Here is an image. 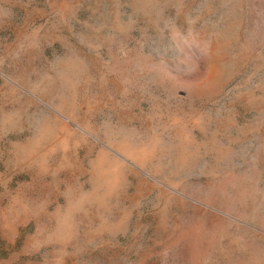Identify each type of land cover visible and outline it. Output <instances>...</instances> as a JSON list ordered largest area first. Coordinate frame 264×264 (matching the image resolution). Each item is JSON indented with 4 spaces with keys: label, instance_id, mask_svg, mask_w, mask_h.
<instances>
[{
    "label": "rangeland",
    "instance_id": "rangeland-1",
    "mask_svg": "<svg viewBox=\"0 0 264 264\" xmlns=\"http://www.w3.org/2000/svg\"><path fill=\"white\" fill-rule=\"evenodd\" d=\"M0 264H264V0H0Z\"/></svg>",
    "mask_w": 264,
    "mask_h": 264
}]
</instances>
